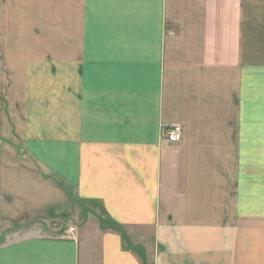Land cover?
Returning <instances> with one entry per match:
<instances>
[{
  "label": "crops",
  "instance_id": "1",
  "mask_svg": "<svg viewBox=\"0 0 264 264\" xmlns=\"http://www.w3.org/2000/svg\"><path fill=\"white\" fill-rule=\"evenodd\" d=\"M0 224L41 226L0 264H264V0H0Z\"/></svg>",
  "mask_w": 264,
  "mask_h": 264
},
{
  "label": "rangeland",
  "instance_id": "2",
  "mask_svg": "<svg viewBox=\"0 0 264 264\" xmlns=\"http://www.w3.org/2000/svg\"><path fill=\"white\" fill-rule=\"evenodd\" d=\"M170 144V143H169ZM92 210L90 208L85 209V219L81 220L80 227L84 226L85 230L90 231H97L99 227H105V222L100 221L99 219L94 218V214L91 212ZM36 227H33L32 225L28 226H14L10 224H0V244H4L7 241H10L12 239H15L16 237L22 236L24 233H27V231H31L32 229L37 230L36 228H40L41 226L35 225ZM127 233V232H126ZM131 238V237H130ZM125 241V239H124Z\"/></svg>",
  "mask_w": 264,
  "mask_h": 264
},
{
  "label": "built area",
  "instance_id": "3",
  "mask_svg": "<svg viewBox=\"0 0 264 264\" xmlns=\"http://www.w3.org/2000/svg\"><path fill=\"white\" fill-rule=\"evenodd\" d=\"M162 135L166 142L175 144L180 142L182 139V129L179 126H169L164 129ZM68 232L72 233L73 229L70 228Z\"/></svg>",
  "mask_w": 264,
  "mask_h": 264
}]
</instances>
